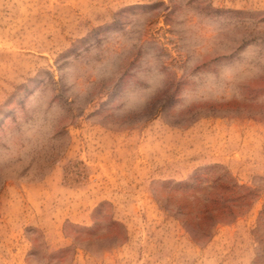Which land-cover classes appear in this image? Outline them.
<instances>
[{
	"label": "rangeland",
	"instance_id": "rangeland-1",
	"mask_svg": "<svg viewBox=\"0 0 264 264\" xmlns=\"http://www.w3.org/2000/svg\"><path fill=\"white\" fill-rule=\"evenodd\" d=\"M0 264H264V0H0Z\"/></svg>",
	"mask_w": 264,
	"mask_h": 264
}]
</instances>
